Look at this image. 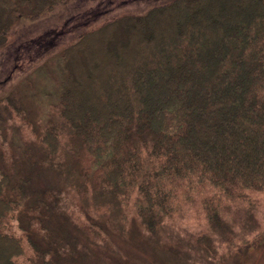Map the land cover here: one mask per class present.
I'll return each mask as SVG.
<instances>
[{
	"label": "trees",
	"instance_id": "16d2710c",
	"mask_svg": "<svg viewBox=\"0 0 264 264\" xmlns=\"http://www.w3.org/2000/svg\"><path fill=\"white\" fill-rule=\"evenodd\" d=\"M65 1L0 0L2 63L19 19ZM62 59L70 70L41 161L82 207L125 221L130 205L157 243L199 200L210 230L232 244L227 202L264 191V0H167L84 31ZM1 160L0 264H24V239L9 226L32 189L27 177L12 186ZM30 205L50 207L40 197Z\"/></svg>",
	"mask_w": 264,
	"mask_h": 264
},
{
	"label": "rangeland",
	"instance_id": "374dc122",
	"mask_svg": "<svg viewBox=\"0 0 264 264\" xmlns=\"http://www.w3.org/2000/svg\"><path fill=\"white\" fill-rule=\"evenodd\" d=\"M166 1L67 0L15 23L10 36L15 39L12 61L2 63L0 56V157L12 186L19 177H27L32 189L25 207L9 226L24 239L25 254L19 257L20 262L264 264L263 190L249 191L244 199L227 202L230 208L223 217L232 224V244L210 230L199 200L170 220V228L156 243L130 205L124 208L125 221L110 209L85 210L78 191L41 161L39 140L48 119L56 113L58 95L70 70L62 59L64 47L88 29L123 15L144 13ZM118 34L123 36L124 32ZM141 62L136 59L132 67ZM36 197L50 205L46 213L30 205ZM86 224L96 226L99 233H87L81 226ZM56 246L61 252H54Z\"/></svg>",
	"mask_w": 264,
	"mask_h": 264
}]
</instances>
